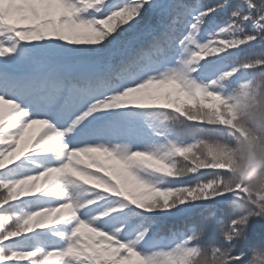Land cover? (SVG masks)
<instances>
[{
    "label": "snow or ice",
    "instance_id": "1",
    "mask_svg": "<svg viewBox=\"0 0 264 264\" xmlns=\"http://www.w3.org/2000/svg\"><path fill=\"white\" fill-rule=\"evenodd\" d=\"M141 26L151 38L128 41ZM256 48L264 0H0V264H193L202 249L246 264L235 247L264 220V182L243 183L230 141L259 137L238 123L247 85L226 93L241 71L264 73V55L219 75L211 61ZM189 125L228 139L177 138ZM196 207L223 245L200 247L207 222L162 234Z\"/></svg>",
    "mask_w": 264,
    "mask_h": 264
},
{
    "label": "clouds",
    "instance_id": "2",
    "mask_svg": "<svg viewBox=\"0 0 264 264\" xmlns=\"http://www.w3.org/2000/svg\"><path fill=\"white\" fill-rule=\"evenodd\" d=\"M244 84L247 85V96L242 100L238 123L259 137V141L250 149L248 143L237 136L231 147L236 151L241 167L245 169L243 183L253 186L264 182V79H252ZM240 92L241 85L233 90V94L237 96ZM241 152L244 153L243 159L239 158ZM179 166L185 167L182 161ZM193 264H215V261L211 254L202 249L193 258Z\"/></svg>",
    "mask_w": 264,
    "mask_h": 264
},
{
    "label": "trees",
    "instance_id": "3",
    "mask_svg": "<svg viewBox=\"0 0 264 264\" xmlns=\"http://www.w3.org/2000/svg\"><path fill=\"white\" fill-rule=\"evenodd\" d=\"M241 2V0H234V3L239 4ZM257 2H259V0H257ZM213 4V3H212ZM227 18H228V13H221L217 18L216 22L218 25H222L224 23L227 22ZM261 55H264V48H256L253 50H241V52L236 53L235 55V62H230L231 65L229 66V68L226 70L229 71L231 70L233 67L241 64L242 62L246 61L247 59H253V58H259ZM236 64V65H235ZM252 79H264V73L261 72H245V71H241L240 73H238L235 77H233L231 79V83H233L232 87L230 88L229 92L232 91L233 89H237L240 85L247 83L249 80ZM228 94V93H227ZM181 128V127H180ZM184 128V126H183ZM215 138H219L220 140H226L228 138L224 137L222 134H217L215 136ZM231 143H234V139L230 141ZM205 171V170H202ZM208 177H205V179H207ZM174 184L177 185H189V184H195L197 182V179H182V180H172L171 181ZM197 210H193L192 212H202L205 215L208 214L207 211H204L203 209L196 207ZM236 213L230 214V215H222L220 213H218L217 211V220H222L223 224L226 225L230 218L235 215ZM217 220H213L217 225L221 226L222 225L220 223L217 222ZM168 225V224H167ZM167 225H162V227L167 226ZM209 227H208V231L209 233L207 234V237H209V240L206 244L205 241H203L202 239L199 242L200 247L204 248V249H208L210 250L211 245L213 243V241L220 236L219 233V229H213L212 230V226L210 223H208ZM202 226V223H200V226L197 228V230L200 229V227ZM161 227V232L162 234L167 237L170 238V236L172 235L171 231L166 230L165 228ZM219 242H217V246H221L223 245L224 241L222 240V238L220 237ZM226 246V245H224ZM259 250H264V220L261 219H254L252 220V222L249 225L248 231H247V237L244 240H241L235 247V252L236 253H241L243 252L245 254V260H246V264H251V262L254 260V256L255 253ZM210 253V251H209ZM211 254V253H210Z\"/></svg>",
    "mask_w": 264,
    "mask_h": 264
}]
</instances>
